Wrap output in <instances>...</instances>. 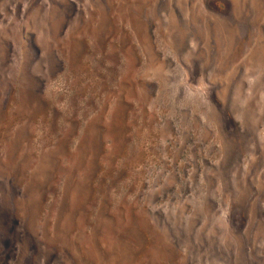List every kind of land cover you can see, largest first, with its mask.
I'll return each mask as SVG.
<instances>
[{"label": "rangeland", "instance_id": "rangeland-1", "mask_svg": "<svg viewBox=\"0 0 264 264\" xmlns=\"http://www.w3.org/2000/svg\"><path fill=\"white\" fill-rule=\"evenodd\" d=\"M0 264H264V0H0Z\"/></svg>", "mask_w": 264, "mask_h": 264}]
</instances>
